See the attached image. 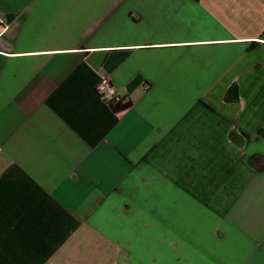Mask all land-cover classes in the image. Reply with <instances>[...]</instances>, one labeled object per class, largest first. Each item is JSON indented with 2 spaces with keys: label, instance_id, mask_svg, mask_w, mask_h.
<instances>
[{
  "label": "crops",
  "instance_id": "1",
  "mask_svg": "<svg viewBox=\"0 0 264 264\" xmlns=\"http://www.w3.org/2000/svg\"><path fill=\"white\" fill-rule=\"evenodd\" d=\"M262 41L264 0H0V264H264Z\"/></svg>",
  "mask_w": 264,
  "mask_h": 264
},
{
  "label": "built area",
  "instance_id": "2",
  "mask_svg": "<svg viewBox=\"0 0 264 264\" xmlns=\"http://www.w3.org/2000/svg\"><path fill=\"white\" fill-rule=\"evenodd\" d=\"M98 94L101 99L108 104V106L110 102H119L121 99V96H119L115 89L109 85L107 78H105L103 84L99 86Z\"/></svg>",
  "mask_w": 264,
  "mask_h": 264
},
{
  "label": "trees",
  "instance_id": "3",
  "mask_svg": "<svg viewBox=\"0 0 264 264\" xmlns=\"http://www.w3.org/2000/svg\"><path fill=\"white\" fill-rule=\"evenodd\" d=\"M131 106V104L128 102H125L124 98H121L119 102L113 101L109 103V107L112 108L115 112H120L123 110L128 109Z\"/></svg>",
  "mask_w": 264,
  "mask_h": 264
},
{
  "label": "snow or ice",
  "instance_id": "4",
  "mask_svg": "<svg viewBox=\"0 0 264 264\" xmlns=\"http://www.w3.org/2000/svg\"><path fill=\"white\" fill-rule=\"evenodd\" d=\"M262 42H264V41H262Z\"/></svg>",
  "mask_w": 264,
  "mask_h": 264
}]
</instances>
